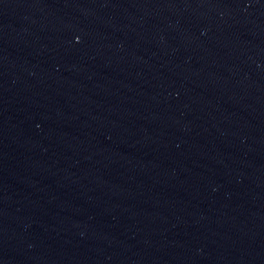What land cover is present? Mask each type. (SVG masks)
<instances>
[{"label": "water", "instance_id": "water-1", "mask_svg": "<svg viewBox=\"0 0 264 264\" xmlns=\"http://www.w3.org/2000/svg\"><path fill=\"white\" fill-rule=\"evenodd\" d=\"M0 264H264V0H0Z\"/></svg>", "mask_w": 264, "mask_h": 264}]
</instances>
